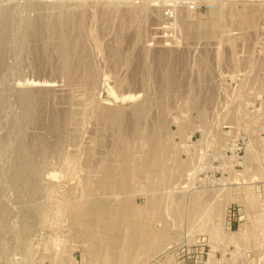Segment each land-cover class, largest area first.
<instances>
[{
  "label": "rangeland",
  "instance_id": "rangeland-1",
  "mask_svg": "<svg viewBox=\"0 0 264 264\" xmlns=\"http://www.w3.org/2000/svg\"><path fill=\"white\" fill-rule=\"evenodd\" d=\"M0 33V264H264V0H0Z\"/></svg>",
  "mask_w": 264,
  "mask_h": 264
},
{
  "label": "bare ground",
  "instance_id": "bare-ground-1",
  "mask_svg": "<svg viewBox=\"0 0 264 264\" xmlns=\"http://www.w3.org/2000/svg\"><path fill=\"white\" fill-rule=\"evenodd\" d=\"M103 14H104V13H103ZM113 14H114V13H113ZM64 15H65V14H64ZM71 15H72V14H71ZM106 15H107V14H106ZM104 16H105V15H104ZM109 16H110V15H109ZM122 17H123V16H122ZM125 17H126V16H125ZM53 18H54V17H53ZM55 18H56V17H55ZM68 18H69V16L66 17V21H63V22H67V23H69V22H70V21H69L70 18H69V19H68ZM73 18H74V17H73ZM103 18H104V17H103ZM59 19H60V18H59ZM106 19H107V18H106ZM106 19H105V20H106ZM108 19H109V18H108ZM53 20H54V19H53ZM57 20H58V18H57ZM63 20H64V19H63ZM178 20H180V19L178 18ZM178 20H177V22H178ZM106 21H107V20H106ZM49 22H50V21H49ZM55 22H56V21H55ZM55 22H53V23L55 24ZM72 22H73V21H72ZM107 22H108V21H107ZM109 22H110V21H109ZM177 22H176V23H177ZM181 22H182V21H181ZM53 23H52V25H53ZM67 23H65V24H67ZM178 23H179V22H178ZM57 24H58V23H57ZM57 24H56V25H57ZM63 24H64V23H63ZM70 24H71V22H70ZM105 24H106V22H105ZM56 25H54V26H56ZM68 25H69V24H68ZM68 25H67V26H68ZM72 25H73V24H72ZM72 25H71V26H72ZM41 26H42V25H41ZM61 26H63V25H61ZM74 26H75V25H74ZM122 26H123V24H122ZM6 27H7V26H6ZM45 27H46V26H45ZM65 27H66V25H65ZM69 27H70V26H69ZM7 28H8V27H7ZM55 28H56V27H54V30H55ZM77 28H78V27H77ZM49 29H50V28H49ZM49 29H48V30H49ZM52 29H53V28H52ZM68 29H69V28H68ZM15 30H16V29H15ZM54 30H53V31H54ZM58 30H59V29H58ZM62 30H63V29H62ZM64 30H65V29H64ZM66 30H67V28H66ZM170 30H171V29H170ZM59 31H60V30H59ZM59 31H58V32H59ZM20 32H21V31H20ZM50 32H51V34L53 35L54 32H52V31H50ZM50 32H49V33H50ZM56 32H57V30H56ZM61 32H62V31H61ZM67 32H69V31H67ZM67 32H66V33H67ZM40 33H41V32H40ZM42 33H43V31H42ZM74 33H75V32H74ZM0 34H1V33H0ZM6 34H7V33H6ZM55 34H56V33H55ZM58 34H60V33H57V35H58ZM61 34L63 35V33H61ZM71 34H72V32H71ZM14 35H15V34H14ZM66 35H67V34H65L64 37H66ZM76 35H77V33H76ZM48 36H49V35H48ZM4 37H5V36H4ZM7 37H8V35H7ZM17 37H18V36H17ZM50 37H51V36H50ZM53 37H54V36H53ZM57 37H58V36H57ZM59 37H60V36H59ZM61 37H62V36H61ZM64 37H63V38H64ZM10 38H11V37H10ZM55 38H56V37H55ZM66 38H67V37H66ZM71 38H72V37H71ZM6 39H7V38H6ZM49 39H50V38H49ZM69 39H70V38H69ZM69 39H68V40H69ZM77 39H78V38H77ZM3 40H4V39H3ZM66 40H67V39H66ZM66 40H65V39L62 40L61 43H60V41L58 40V41H59L58 43L62 44L61 46H62V50H63L64 52L67 51V46H66L65 42L67 43L68 40H67V41H66ZM75 40H76V39H75ZM75 40H74V41H75ZM17 41H18V40H17ZM44 41H45V40H44ZM77 42H78V41H77ZM3 43H4V42H2V44H3ZM47 43H48V42H47ZM71 43H72V42H70V44H71ZM7 45H8V44H7ZM13 45H14V44H13ZM0 46H1V45H0ZM61 46H60V47H61ZM71 46H72V44H71ZM68 47H69V46H68ZM73 47H74V46H73ZM73 47H72V48H73ZM51 48H52V47H51ZM55 48H56V47H55ZM69 48H70V47H69ZM75 48H78V47H75ZM3 49H4V48H3ZM8 49H9V48H8ZM12 49H13V48H12ZM70 49H71V48H70ZM73 49H74V48H73ZM54 51L56 52V49H55ZM3 52H4V51H3ZM73 52H74V50H73ZM57 53H58V54H62V53H60V50L57 51ZM71 53H72V52H71ZM63 55H64V54H62V56H63ZM66 55H68V54H66ZM69 55H70V54H69ZM69 55H68V58H67V56H66V58H67L68 60H70V59H69ZM73 55H74V54H73ZM60 56H61V55H60ZM0 58H1V57H0ZM5 58H6V57H5ZM7 58H8V57H7ZM60 58H63V57H60ZM72 58H73V57H72ZM63 59H64V58H63ZM3 62H4V61H3ZM5 62H6V61H5ZM65 62H66V59H65ZM65 62H64V63H65ZM67 62H68V61H67ZM67 62H66V63H67ZM62 64H63V63H62ZM67 65H68V64H67ZM1 67H2V66H1ZM69 67H70V66H69ZM72 67H73V66H72ZM85 69H86V68H85ZM68 70H69V69H68ZM82 70H83V69H82ZM72 72H73V71H72ZM74 72H75V70H74ZM76 72H77V71H76ZM1 74H2V73H1ZM73 74H74V73H73ZM82 74H83V73H82ZM18 75H19V74H18ZM94 75H95V74H94ZM81 76H82V75H81ZM0 77H1V76H0ZM91 77H92V76H91ZM13 79H14V78H13ZM69 80H70V79H69ZM87 80H88V79H87ZM95 80H96V79H95ZM166 80H167V79H166ZM76 81H77V80H76ZM83 81H84V80H83ZM10 82H11V81H10ZM73 82H74V81H73ZM85 82H86V81H85ZM31 83H32V81H31ZM78 83H79V81H78ZM86 83H87V82H86ZM71 85H72V84H71ZM83 85H84V84H83ZM71 97H72V96H71ZM72 98H73V97H72ZM82 98H83V96H82ZM107 100H108V102H113V100H112L110 97H108ZM75 101H76V100H75ZM72 102H74V101H72ZM72 102H71V103H72ZM77 104H78V103H77ZM80 104H81V103H80ZM81 106H82V105H81ZM76 107H79V106H76ZM92 107H93V106H92ZM73 109H74V108H73ZM75 109H76V108H75ZM81 109H82V107H81ZM81 111H82V110H81ZM84 111H85V110H84ZM73 112H74V111H73ZM78 112L80 113V111H78ZM79 113H78V114H79ZM114 113H115V112H114ZM116 113H117V112H116ZM118 113H119V112H118ZM76 114H77V113H76ZM69 116H70V115H69ZM114 116H117V117H118V115H112V117H114ZM73 117H74V115H73ZM117 117H116V119H117ZM75 118H76V117H75ZM78 118H79V117H78ZM80 118H82V117H80ZM82 119H83V118H82ZM114 119H115V118H114ZM111 121H112V120H111ZM73 122H74V121H73ZM76 122H78V121H76ZM78 123H79V122H78ZM135 127H136V126H135ZM140 128H141V127H140ZM143 128H144V127H143ZM138 131H139V130H138ZM142 131H143V129H142ZM131 132H132V131H131ZM127 133H128V132H127ZM143 133H144V132H143ZM137 135H138V134H137ZM140 135H141V134H140ZM143 135H144V134H143ZM151 136H152V135H151ZM151 136H150V137H151ZM134 137H135V136H134ZM136 137H137V136H136ZM139 137H141V136H138V138H139ZM126 138H127V137H126ZM143 139H144V138H143ZM134 140H135V139H134ZM136 140H138V139L136 138ZM149 140H150V139H149ZM125 141H126V140H125ZM127 141H128V140H127ZM131 141H132V140H131ZM128 142H129V141H128ZM130 143H131V142H130ZM150 143H151V142H150ZM150 143H149V144H150ZM136 144H137V143H136ZM138 144H139V143H138ZM127 145H128V144H127ZM151 145H152V143H151ZM156 145H157V144H156ZM159 145H160V144H159ZM133 146H134V145H133ZM136 146H137V145H136ZM139 146H140V145H138V147H139ZM17 147H18V146H17ZM123 147H124V146H123ZM123 147H122V148H123ZM128 147H129V146H128ZM134 148H135V147H134ZM134 148H133V149H134ZM142 149H143V148H142ZM7 150H8V149H7ZM135 150H136V149H135ZM135 150H134V151H135ZM138 150H139V148H138ZM138 150H137V152H138ZM143 150H144V149H143ZM148 150H149V149H148ZM129 151H130V150H129ZM161 151H162V150H161ZM132 153H133V152H132ZM157 153H158V151H157ZM159 153H160V151H159ZM161 153H162V152H161ZM161 153H160V154H161ZM154 154H155V153H154ZM126 155H127V154H126ZM152 155H153V154H152ZM157 156H158V154H157ZM130 157H131V155H130ZM152 158H153V156H152ZM146 159H147V158H146ZM161 159H162V158H161ZM130 160H131V159H130ZM47 161H48V160H47ZM128 161H129V160H128ZM162 161H163V160H162ZM147 162L149 163V161H147ZM154 162H156V161L154 160ZM47 163H48V162H47ZM156 163H157V162H156ZM156 163H155V164H156ZM150 164H151V163H150ZM153 164H154V163H153ZM153 164H152V165H153ZM148 165H149V164H148ZM153 166H154V165H153ZM153 166H152V167H153ZM157 167H158V166H157ZM148 168H149V167H148ZM150 168H151V167H150ZM154 168H155V167H154ZM152 169H153V168H152ZM161 169H162V168H161ZM162 170H163V169H162ZM147 171H148V170H147ZM156 172H157V171H156ZM158 172H159V171H158ZM39 174H40V173H39ZM155 174H156V173H155ZM163 175H164V174H163ZM150 176H151V175H150ZM156 176H158V175L156 174ZM161 176H162V175H161ZM159 177H160V176H159ZM181 177H182V176H181ZM152 178H153V177H152ZM157 178H158V177H157ZM162 178H163V177H162ZM159 179H160V178H159ZM182 180H183V179H182ZM188 180H189V179H188ZM85 182H86V181H85ZM141 182H142V180H141ZM80 183H81V182H80ZM149 183H150V181H149ZM155 183H156V182H155ZM155 183H154V184H155ZM144 184H145V183H144ZM150 184H151V183H150ZM81 185H82V184H81ZM82 186H83V185H82ZM144 187H145V186H144ZM86 188H87V187H86ZM150 188H151V187H150ZM157 188H158V187H157ZM161 188H162V187H161ZM84 189H85V188H84ZM87 189H88V188H87ZM146 189H147V188H146ZM163 190H164V189H163ZM161 192H162V191H161ZM163 192H164V191H163ZM201 192H202V191H201ZM173 193H174V192H173ZM197 193H198V192H197ZM197 193H196V197H197ZM162 194H163V193H162ZM164 194H165V193H164ZM160 195H161V194H160ZM172 195H173V194H172ZM184 195H185V194H183V196H184ZM164 196H165V195H164ZM186 196H187V195H186ZM201 197H202V196H201ZM114 198H116V197H114ZM161 198H162V197H161ZM163 198H164V197H163ZM197 198H198V197H197ZM172 199H173V198H172ZM177 199H178V198H177ZM179 199H180V198H179ZM192 199H193V198H192ZM203 199H204V198H203ZM196 200H197V199H196ZM169 201H170V200H169ZM175 201H176V200H175ZM181 201H183V200H181ZM203 201H204V200H203ZM176 202H177V201H176ZM176 202H175V203H176ZM197 203H198V202H197ZM146 204H147V203H146ZM176 204H177V203H176ZM178 204H179V203H178ZM188 204H189V203H188ZM194 204H195V203H194ZM194 204H193V205H194ZM202 204H203V203H202ZM150 205H151V204H150ZM170 205H171V204H170ZM181 205H182V204H181ZM190 205H191V204H190ZM176 206H177V205H176ZM203 206H204V205H203ZM162 207H163V206H162ZM173 207H174V206H173ZM178 207H180V206H178ZM191 207H192V206H191ZM194 207H195V206H194ZM197 207H198V206H197ZM207 207H208V206H206V208H207ZM219 207H220V206H219ZM159 208H160V207H159ZM211 208H212V207H211ZM211 208H210V209H211ZM222 208H223V207H222ZM121 210H122V209H121ZM125 210H126V209H125ZM168 210H169V209H168ZM178 210H179V209H178ZM180 210H181V209H180ZM218 210H219V209H218ZM220 210H221V209H220ZM173 211H174V210H173ZM199 211H200V210H199ZM203 211H205V210H203ZM211 211H212V210H211ZM211 211H210V212H211ZM222 211H223V210H222ZM174 212H175V211H174ZM197 212H198V211H197ZM210 212H209V213H210ZM181 213H182V211H181ZM168 214H169V213H168ZM207 214H208V213H207ZM207 214H206V215H207ZM172 215H176V213H173ZM183 215H184V214H183ZM194 215H195V213H194ZM206 215H205V216H206ZM205 216H204V218H206ZM178 217H179V216H178ZM207 217H208V216H207ZM174 218H176V216H175ZM190 218H191V217H190ZM204 218H203V220H204ZM191 220H192V219H191ZM196 222H197V221H196Z\"/></svg>",
  "mask_w": 264,
  "mask_h": 264
}]
</instances>
